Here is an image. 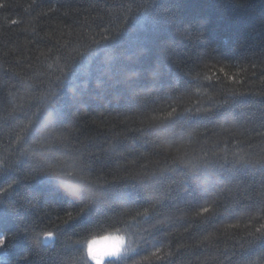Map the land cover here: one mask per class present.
<instances>
[{
  "label": "trees",
  "instance_id": "obj_1",
  "mask_svg": "<svg viewBox=\"0 0 264 264\" xmlns=\"http://www.w3.org/2000/svg\"><path fill=\"white\" fill-rule=\"evenodd\" d=\"M0 5V155L10 154L17 121L8 113L13 96L25 94L21 85L49 89L64 62H56L58 55L76 56L86 46H94L105 29H111L108 35L115 34L130 16L136 17L129 22L128 39L144 41L150 51L129 63L140 66L145 60L144 66H158L159 78L154 81L145 72L142 90L132 96L120 94L119 85L108 90L107 85L92 87L86 104L68 103V131L84 145L118 137L133 148L137 137L145 139L135 132L146 126L145 116H163L172 107L194 112L196 107L209 105V96L216 100L251 93L235 106L238 124L229 120L193 125L197 132L184 143L188 154L196 157L210 158L213 152L223 156L225 144L230 160L264 154V138L253 131L264 122V101L259 95L264 93V0H0ZM129 5L130 13L126 11ZM12 20L19 23L12 24ZM135 46L130 44L129 50ZM97 64L98 58L93 60V76L98 74ZM72 146L79 145L73 141ZM140 151L145 153L140 163L162 159L148 155L144 147ZM124 163L101 159L95 167L103 179L119 181ZM74 168L68 160L65 170ZM212 178L215 183L209 191L205 190L208 186L196 191L179 188L173 204L187 209L208 200L205 206L214 208V214L197 217L194 211H176L170 205L171 211H158L171 219L154 228V221L136 215L138 206L119 203L124 192L137 204L144 202L130 189L119 185L97 189L87 181L85 187L77 188L73 179L45 177L44 190L54 191L55 196L41 198L31 193V204L20 218H0V233L27 228L22 234L30 237L9 242L7 249H0V257L13 264H94L87 258V242L119 235L126 241L125 248L135 249L125 258L127 264L133 260L142 264H264V240L255 233L264 223V174L250 170L229 178L221 170L219 178ZM101 191L106 194L98 199L112 206L78 216L79 201ZM21 192L29 195L26 188ZM49 231L53 241L47 245L44 233ZM37 233L41 242L33 243ZM156 248L161 249V259L151 257ZM21 255L27 258L21 260ZM125 260L112 258L105 264H125Z\"/></svg>",
  "mask_w": 264,
  "mask_h": 264
},
{
  "label": "snow or ice",
  "instance_id": "obj_2",
  "mask_svg": "<svg viewBox=\"0 0 264 264\" xmlns=\"http://www.w3.org/2000/svg\"><path fill=\"white\" fill-rule=\"evenodd\" d=\"M131 7L129 5L126 11L130 13ZM139 11L140 8L137 6V12ZM135 17L127 18L125 25L113 35L107 34L111 29H105L101 39L93 41L94 46H86L85 51L74 57L58 55L56 62L59 63L61 60L64 62L59 65V75L55 77L49 89L42 90L35 84L21 85L25 94L13 96L10 102L12 110L8 115L16 120L17 124L8 146L10 154L0 155V218L7 219L12 216L20 218L31 204V193L41 198L55 196L54 191L44 190L45 177L68 176L75 181L77 188L85 187L83 182L87 181L97 189L116 185L122 189H130L137 197H143L144 202L137 204L135 200L129 199L128 192H124L119 203L124 207L138 206L136 215L154 221L153 227L159 228L171 217L158 209L169 208L171 211L170 205L175 207L176 211H194L197 217L214 214V208L205 206L209 204L208 200H205L204 204L197 201L187 209L176 207L173 201L178 199L179 188L196 191L201 186H208L205 190L209 191L215 183L212 177L219 178L221 170L229 178L250 170L264 174V154L254 157L239 156L230 160L226 154L225 144L221 149L225 152L223 156L213 152L210 158L196 157L188 154L184 143L185 140L191 141L197 132L193 125L215 124L218 121L229 120L234 125L238 124L235 106L241 98L251 93H233L231 96L226 95L216 100L209 96V105L196 107L194 112L189 108L178 111L176 107H172L171 111L163 116H145L146 126L135 129V132L143 135L145 139L141 141L137 137V143L133 148H129L125 141L118 137L112 139L105 137L103 143L90 142L84 145L77 136L68 131L65 124L68 103L86 104L92 87L101 89L107 85L105 90H108L119 85L120 94L132 96L142 90L141 80L145 72L150 73L154 81L159 78L158 66L157 69L144 66L147 64L145 60L140 66L129 63L134 57L137 60L146 57L150 51L144 41L128 39L129 22ZM11 23L17 24L19 21L12 20ZM130 44L136 45L131 51ZM96 58L98 74L93 76L92 64ZM220 71L223 72L224 69L221 68ZM259 95L262 97L261 101H264V93ZM253 131L257 136L264 138V122L259 129ZM73 141L79 146L69 147ZM142 147L146 148L148 155L162 159L140 163L145 155L140 151ZM173 151L175 155H172ZM101 159L111 162L125 161L123 168L120 169L124 174L120 176L119 181H108L98 174L100 170L95 165ZM68 160L75 165L72 171L65 170ZM24 181L28 183L24 184ZM22 187L29 190V195L22 194ZM88 190L92 191V188ZM105 194L101 191L90 199L82 198L79 201L81 207L78 216H87L105 206L111 207V204L105 205V202L98 199V196ZM157 194L158 198H154ZM261 211H264V208ZM69 219L74 217L69 214ZM27 231V228H18L15 232L0 233V249H7L9 242L21 236L28 241L30 237L22 234ZM255 233L258 234L257 239L264 240V223L255 229ZM44 235L52 237L53 233L49 231ZM39 237L40 234L37 233L36 239L40 241ZM207 239L206 236L205 240ZM32 242L36 243L34 240ZM132 251L135 249L124 247L122 236L111 235L100 241H88L86 253L87 258L94 264H105V258L125 260ZM160 253L161 249L156 248L151 257L161 259ZM26 258L24 255L20 257L21 260ZM0 264H13V261L0 257ZM132 264L142 262L133 260Z\"/></svg>",
  "mask_w": 264,
  "mask_h": 264
},
{
  "label": "clouds",
  "instance_id": "obj_3",
  "mask_svg": "<svg viewBox=\"0 0 264 264\" xmlns=\"http://www.w3.org/2000/svg\"><path fill=\"white\" fill-rule=\"evenodd\" d=\"M64 177L65 179H72L71 177H68V176H62ZM36 243H40V241L38 239L35 238L34 240ZM86 251H87V246H86Z\"/></svg>",
  "mask_w": 264,
  "mask_h": 264
},
{
  "label": "water",
  "instance_id": "obj_4",
  "mask_svg": "<svg viewBox=\"0 0 264 264\" xmlns=\"http://www.w3.org/2000/svg\"><path fill=\"white\" fill-rule=\"evenodd\" d=\"M52 241H53V240L51 239V237H47V238H46V244H47V245H50V244L52 243Z\"/></svg>",
  "mask_w": 264,
  "mask_h": 264
},
{
  "label": "rangeland",
  "instance_id": "obj_5",
  "mask_svg": "<svg viewBox=\"0 0 264 264\" xmlns=\"http://www.w3.org/2000/svg\"><path fill=\"white\" fill-rule=\"evenodd\" d=\"M116 236H119V235H116ZM100 240H103V238L102 239H98V241H100ZM126 246V241H125V239H124V247ZM112 259V258H111ZM107 260H109V258H105V262L107 261Z\"/></svg>",
  "mask_w": 264,
  "mask_h": 264
},
{
  "label": "bare ground",
  "instance_id": "obj_6",
  "mask_svg": "<svg viewBox=\"0 0 264 264\" xmlns=\"http://www.w3.org/2000/svg\"><path fill=\"white\" fill-rule=\"evenodd\" d=\"M47 238V237H46ZM52 239V238H51ZM46 240V239H45Z\"/></svg>",
  "mask_w": 264,
  "mask_h": 264
}]
</instances>
